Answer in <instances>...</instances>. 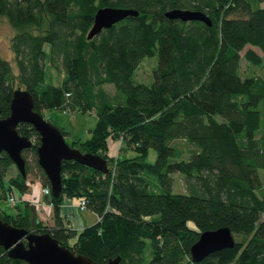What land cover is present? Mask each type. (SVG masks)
Returning <instances> with one entry per match:
<instances>
[{"label": "trees", "instance_id": "16d2710c", "mask_svg": "<svg viewBox=\"0 0 264 264\" xmlns=\"http://www.w3.org/2000/svg\"><path fill=\"white\" fill-rule=\"evenodd\" d=\"M263 1L0 0V14L15 28L17 67L0 50L1 115L9 113L18 86L32 92L42 113L48 105L93 110L90 135L71 144L108 162L103 170L63 159L62 191L46 194L53 223L41 218L31 198L15 212L0 203V216L48 230L102 263L121 254L119 264H264V77L240 70L242 48L252 61L263 58ZM106 4L138 12L89 37L96 9ZM176 6L202 9L211 23L166 13ZM46 41L50 62L65 70L58 83L43 79ZM154 53L153 79H135L141 60ZM17 126L33 138L22 151L26 173L18 168L6 177L15 162L1 150L0 199L13 185L30 189L31 173L50 184L38 161L39 131L30 121ZM109 136H122L135 153L109 154ZM175 171L185 189L175 188ZM66 195L85 198L97 219L79 228L69 224L61 210ZM220 224L231 227L235 243L194 260L190 247L201 230ZM0 264L29 262L0 243Z\"/></svg>", "mask_w": 264, "mask_h": 264}, {"label": "water", "instance_id": "95a60500", "mask_svg": "<svg viewBox=\"0 0 264 264\" xmlns=\"http://www.w3.org/2000/svg\"><path fill=\"white\" fill-rule=\"evenodd\" d=\"M137 12L138 9L133 7L109 4L99 6L87 35L90 37L125 15ZM166 13L173 17L199 18L211 23L210 16L198 8L176 6L167 9ZM21 120L32 122L40 133L38 161L49 176L53 195L59 194L63 188L61 167L64 158H74L103 170L108 169L106 156L71 144L58 124L34 108L32 92L18 86L11 98L9 113L1 115L0 106V151L5 149L23 174L26 173V159L22 151L32 144V139L18 130L17 125ZM0 243L10 255L24 258L29 264H119L121 259V254H117L102 263L86 253L74 251L48 230H29L26 226L13 224L1 216ZM234 243L235 236L228 224L204 228L191 244V256L198 260L216 249Z\"/></svg>", "mask_w": 264, "mask_h": 264}, {"label": "rangeland", "instance_id": "374dc122", "mask_svg": "<svg viewBox=\"0 0 264 264\" xmlns=\"http://www.w3.org/2000/svg\"><path fill=\"white\" fill-rule=\"evenodd\" d=\"M264 2V1H263ZM15 31L14 26L12 25L11 21L7 17L6 14L1 13L0 14V50L1 53L10 58L14 64L15 69L16 63L14 59V51L11 46V37ZM247 45H253L254 48H256L260 53H262L261 48L258 45H254L251 43H248ZM246 45V46H247ZM49 42L44 43V47L46 49V57H45V74H44V81L45 82H54L58 83L63 79V76L65 74V70L63 66L59 65H53L49 60L50 55V49H49ZM242 57L240 60V70L242 73H253L255 75H258L260 77H264V55L261 60L258 62L252 61L250 58H248L245 54V47L242 48ZM158 62V56L156 53L146 55L141 60L140 64L136 68L134 72V78L137 80H144L147 82H150L153 77V69L156 66ZM107 88L113 90L112 84H107ZM43 114L51 119L54 123L58 124L61 128L66 130L65 137L66 139L72 143L74 139L77 137L86 138L90 135V129L94 126L96 120H97V114L93 110H87V111H81V110H74L68 109L65 107L55 106V105H48L42 109ZM261 118V114L259 115ZM117 138V137H116ZM115 137H108V143H107V152L109 154L112 153H118L121 154L127 153V154H133L135 153V149L131 146L126 145V141L124 138L121 140L120 137H118V144L115 142V145L112 144V140H114ZM122 146V147H121ZM156 155V150L153 147L149 148L148 152V159L152 160L154 159ZM18 170V166L15 163H12L10 167L8 168V171L6 173V177H8L10 174L15 173ZM262 177H263V184H264V170L262 171ZM175 188L177 189H185V181L184 177L180 172L175 171ZM29 178L33 179L31 188L29 189V195L31 198H35L36 200H40V202H37V208L38 212L43 218L44 221L48 223H53L54 218L52 216V212L49 206L50 203L48 201L47 196L42 192V181L38 178L36 174H29ZM264 189V185H263ZM14 194L16 196V202H11L8 197H3L0 199V203L6 207L7 210L11 212L17 211L19 205L24 206V201L22 198L23 191L19 189L16 185H13L8 190V195ZM73 199L76 203H79L80 199L77 196H73ZM76 214H79L82 216L84 220V224L91 223L95 221L98 217L97 213L92 210L89 207L81 208L79 205H77V208L75 210ZM78 228L81 226H77Z\"/></svg>", "mask_w": 264, "mask_h": 264}, {"label": "crops", "instance_id": "0c3cea01", "mask_svg": "<svg viewBox=\"0 0 264 264\" xmlns=\"http://www.w3.org/2000/svg\"><path fill=\"white\" fill-rule=\"evenodd\" d=\"M117 141H118V139L115 138L114 140H112V144L115 145V142H117ZM118 142H117V144H118ZM112 154H115V153H112ZM23 194H25L24 195L25 198L29 197V195H28L29 189L23 191ZM77 205H78V203H76L74 201L73 196L66 195L63 198L62 208H61L62 214L64 215L66 221L69 224L74 225L76 227L85 225L82 216L79 214H76V212H75ZM49 207L52 208V205Z\"/></svg>", "mask_w": 264, "mask_h": 264}, {"label": "built area", "instance_id": "2783aa9c", "mask_svg": "<svg viewBox=\"0 0 264 264\" xmlns=\"http://www.w3.org/2000/svg\"><path fill=\"white\" fill-rule=\"evenodd\" d=\"M120 138H121V140L123 139L122 136H120ZM32 183H33V182H32ZM41 189H42V192H43L45 195H46V194H52L50 184H43L42 187H41ZM24 195H25V194L22 195V198H25ZM28 195H29V194H28ZM8 198H9V200H10L11 202H15V201H16V196H15L14 194H10V195L8 196ZM26 198H31V197H30V195H29V197H26ZM31 199L34 200V201L40 202V200H36L35 198H31ZM48 201H49L50 205H52V201H51L50 199H48ZM78 205H79L81 208L86 207V199H85V198H81L80 201H79V203H78Z\"/></svg>", "mask_w": 264, "mask_h": 264}, {"label": "flooded vegetation", "instance_id": "af4514ba", "mask_svg": "<svg viewBox=\"0 0 264 264\" xmlns=\"http://www.w3.org/2000/svg\"><path fill=\"white\" fill-rule=\"evenodd\" d=\"M30 137H31V139H32V141H33V138H32V136H30ZM26 147H27V146H26ZM24 148H25V147H24ZM24 148H23V149H24Z\"/></svg>", "mask_w": 264, "mask_h": 264}]
</instances>
